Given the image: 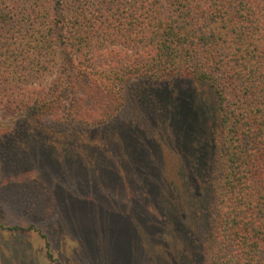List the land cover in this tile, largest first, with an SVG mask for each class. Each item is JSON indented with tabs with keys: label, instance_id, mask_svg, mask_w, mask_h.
Segmentation results:
<instances>
[{
	"label": "trees",
	"instance_id": "trees-1",
	"mask_svg": "<svg viewBox=\"0 0 264 264\" xmlns=\"http://www.w3.org/2000/svg\"><path fill=\"white\" fill-rule=\"evenodd\" d=\"M138 78L215 89L223 162L206 264H264V0H0V140L5 123L72 108L104 123Z\"/></svg>",
	"mask_w": 264,
	"mask_h": 264
},
{
	"label": "rangeland",
	"instance_id": "rangeland-1",
	"mask_svg": "<svg viewBox=\"0 0 264 264\" xmlns=\"http://www.w3.org/2000/svg\"><path fill=\"white\" fill-rule=\"evenodd\" d=\"M121 91L104 123L72 108L3 125L0 264H206L223 162L217 93L189 78Z\"/></svg>",
	"mask_w": 264,
	"mask_h": 264
}]
</instances>
